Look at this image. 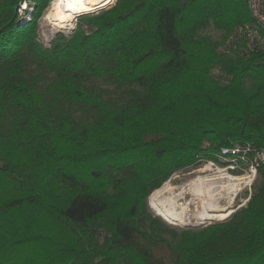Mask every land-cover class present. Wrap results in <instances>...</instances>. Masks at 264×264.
Segmentation results:
<instances>
[{"label":"trees","instance_id":"16d2710c","mask_svg":"<svg viewBox=\"0 0 264 264\" xmlns=\"http://www.w3.org/2000/svg\"><path fill=\"white\" fill-rule=\"evenodd\" d=\"M24 2L0 0V264H264V164L247 205L200 229L148 205L223 147L264 151L247 0H116L49 45V0Z\"/></svg>","mask_w":264,"mask_h":264},{"label":"rangeland","instance_id":"374dc122","mask_svg":"<svg viewBox=\"0 0 264 264\" xmlns=\"http://www.w3.org/2000/svg\"><path fill=\"white\" fill-rule=\"evenodd\" d=\"M55 1L56 0H49L47 7L42 11L41 16L38 20L39 38L45 45L50 44V41L58 31H62L65 33L70 32L76 26L78 20V17L74 18V20L72 19V21L63 26L52 23L54 21L50 18L49 13ZM115 2L116 0H112L109 3L108 8L111 7ZM29 10L30 12L32 11L31 9ZM30 14L31 13L26 15L27 19L30 18ZM254 149L256 148L254 147ZM250 157L254 156L250 155ZM255 158H253L252 160H254ZM197 163L198 164L196 165H192L177 171L167 181L163 182L157 188L163 189L162 193H164L163 195L159 194L158 197L160 199L156 197V202L160 204V206L155 205L154 200V193L157 189L152 191L148 196V205L152 212L155 215L160 216L167 224L175 227L176 229H183L185 227L200 229L212 223L228 218L236 210L247 205L252 195L255 179L258 175V171L255 176L249 175V170L246 165L245 167H239L238 169H236V167L234 169L231 168V160L229 158L221 157L219 153L212 159H202ZM211 175L213 177L218 175H225L230 177H245V179L231 181L227 178H222V181L220 179H217L216 181H209V183H207L208 181L202 182V180L199 179L212 177ZM205 187H207V190ZM209 192L212 194L210 198L207 197ZM152 195L154 199L152 198ZM205 196L206 199L204 200L203 198H205ZM203 201L207 202L208 205L210 204L209 206L207 205V209L210 214H221L220 212H224L221 210L224 209L227 210L225 211V214L227 216L223 218L216 217L213 219L201 220L199 216L205 210L203 207ZM174 205H176V209L178 214L180 215V218L179 216L173 217V215L171 216V214L167 211L163 212L160 210V207L166 209L167 207ZM213 207L215 208L214 210L212 209Z\"/></svg>","mask_w":264,"mask_h":264},{"label":"bare ground","instance_id":"6f19581e","mask_svg":"<svg viewBox=\"0 0 264 264\" xmlns=\"http://www.w3.org/2000/svg\"><path fill=\"white\" fill-rule=\"evenodd\" d=\"M112 1V0H111ZM110 2L108 3H105V0H85V3L83 5V7H77L75 9H72V10H68L65 5L63 3H60L59 0H56L53 4V7L51 8V11L49 13V16L50 18L54 21L52 23H55L57 25H60V26H63L65 24H68L70 21H72V19L74 20V18L77 16V14L81 13V12H85L86 10L85 9H88L89 11L91 10H94L96 9L97 7H100V6H104V5H107L109 4ZM201 172V171H200ZM202 176V175H201ZM205 176V175H204ZM212 176V175H211ZM222 178H227L231 181H234V180H242V179H245V177H230V176H225V175H218V176H215V177H207V178H199L202 180V182L204 181H208L207 183H209V181H216L217 179H220L222 181ZM244 181V180H243ZM204 185V184H203ZM206 185V184H205ZM199 186V185H198ZM194 187V186H193ZM206 190H207V187H205ZM205 190V189H204ZM231 190V189H229ZM163 192V189H157L155 190V193H154V196H155V199L153 198V195H152V198L155 200V205H158L160 206V204H158L156 202V197L159 196V194H164L162 193ZM174 192V191H173ZM217 192V191H216ZM177 193V192H176ZM171 194V193H170ZM217 194V193H216ZM202 195V194H201ZM204 196V195H203ZM212 196V194L209 192L208 194V198H210ZM216 196V195H215ZM222 196V195H221ZM168 197V196H166ZM219 197V196H218ZM217 197V198H218ZM159 198V197H158ZM213 198V197H212ZM160 199V198H159ZM164 199V198H163ZM178 199V198H177ZM204 200L206 199V196L205 198H203ZM172 200V199H171ZM170 200V201H171ZM169 201V202H170ZM219 202V201H218ZM164 204V203H163ZM207 205L208 203L203 201V207H204V211L203 213L199 216V218L202 219H213V218H216V217H226L227 215L225 214L227 210H224L222 209L221 211H224V212H220L221 214H210L208 212V209H207ZM210 205V204H209ZM208 205V206H209ZM214 205V204H213ZM212 205V206H213ZM219 205V204H218ZM184 206V205H183ZM154 207V206H153ZM219 207V206H218ZM221 207V206H220ZM213 210L215 209L214 207L212 208ZM219 209V208H218ZM160 210L163 211V212H168L171 214V216L173 215V217H176V216H179L180 218V215L178 214L177 212V209H176V205L174 206H170V207H167L166 209L160 207ZM165 210V211H164ZM186 210V209H185ZM200 210V209H199ZM181 213V212H180ZM185 214V213H184ZM230 214V213H229ZM182 215V214H181ZM184 216V215H183ZM197 216V215H196ZM186 218V216H185Z\"/></svg>","mask_w":264,"mask_h":264},{"label":"built area","instance_id":"2783aa9c","mask_svg":"<svg viewBox=\"0 0 264 264\" xmlns=\"http://www.w3.org/2000/svg\"><path fill=\"white\" fill-rule=\"evenodd\" d=\"M247 3L256 26L264 29V0H247ZM219 154L231 160L233 169L246 165L249 170L248 174L252 176H255L259 167L264 164V151H257L251 144L223 147ZM253 158L255 159L252 160Z\"/></svg>","mask_w":264,"mask_h":264},{"label":"snow or ice","instance_id":"6c2138e0","mask_svg":"<svg viewBox=\"0 0 264 264\" xmlns=\"http://www.w3.org/2000/svg\"><path fill=\"white\" fill-rule=\"evenodd\" d=\"M60 3H63L65 7L68 10L75 9L77 7H83L85 0H59ZM111 2V0H105V3ZM20 8L22 9H28L30 6L27 3V0H25L24 3L19 5ZM86 11H89L88 9H85Z\"/></svg>","mask_w":264,"mask_h":264},{"label":"water","instance_id":"95a60500","mask_svg":"<svg viewBox=\"0 0 264 264\" xmlns=\"http://www.w3.org/2000/svg\"><path fill=\"white\" fill-rule=\"evenodd\" d=\"M108 5H109V4L104 5V6L97 7L96 9L91 10V11L81 12V13L77 14V16H76L75 18H77V17H79V16H81V15H84V14L99 13L100 11H102V10L108 8Z\"/></svg>","mask_w":264,"mask_h":264}]
</instances>
